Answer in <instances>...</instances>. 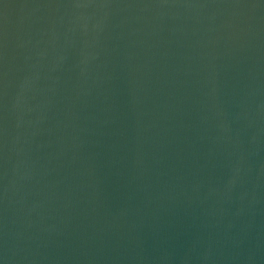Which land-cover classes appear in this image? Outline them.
Returning <instances> with one entry per match:
<instances>
[{
    "label": "water",
    "instance_id": "water-1",
    "mask_svg": "<svg viewBox=\"0 0 264 264\" xmlns=\"http://www.w3.org/2000/svg\"><path fill=\"white\" fill-rule=\"evenodd\" d=\"M0 264H264V0H0Z\"/></svg>",
    "mask_w": 264,
    "mask_h": 264
}]
</instances>
